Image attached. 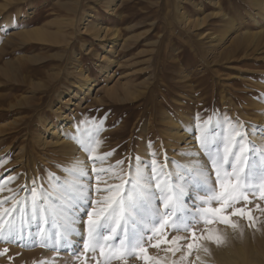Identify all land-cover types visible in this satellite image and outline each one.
<instances>
[{"label": "rangeland", "instance_id": "rangeland-1", "mask_svg": "<svg viewBox=\"0 0 264 264\" xmlns=\"http://www.w3.org/2000/svg\"><path fill=\"white\" fill-rule=\"evenodd\" d=\"M8 1L0 0V182L16 177L8 187L18 190L19 196H29L33 186L47 187L51 174L62 181L66 175L62 167H70L75 159L91 170L88 153L69 138L76 134L78 125L82 130L90 128L86 121L103 120L99 152L114 150L103 166L123 160L117 171H127L136 157L150 162L153 153L158 162L167 160L177 173L181 172L180 166L191 167L195 159L205 158L197 139L198 125L209 118L213 124L228 117L245 126L264 127L259 117L264 110V0H114L113 6L108 0ZM73 1H79L83 12L94 14L95 24L115 29L127 42L122 49L117 47L115 53L107 54L113 63L102 62L94 55L103 54L108 45L102 46L89 33L78 34L68 45L24 40L19 35L32 28L59 32L60 22L70 15V6L64 4L71 5ZM106 3L118 13L110 8L107 12ZM176 8H182V13ZM54 17L60 20L56 22ZM63 29V34L71 30L67 26ZM215 34L218 36L211 37ZM232 39L236 49L225 52ZM216 40L218 45L214 47L211 44ZM77 67L96 80L97 87L88 96L76 97L69 89L64 90L71 86ZM59 91H64L62 100L57 97ZM17 100L19 105L11 108L9 104ZM57 106L67 115L60 124L63 126H59L64 141L42 146L37 140L49 134L45 125H58ZM177 126L181 131L172 137L170 132ZM257 135L260 133L249 139L259 145ZM6 194L9 195L7 191L3 193ZM191 195L193 199L186 197V202L194 210L203 192L193 190ZM255 203L264 207V201L255 199L248 207L254 208ZM252 214L255 227L246 217L233 218L238 222L236 230L223 224L212 226L224 240L219 246L202 241L209 249L207 253L203 251L207 255L205 264H218L230 251H243L247 259L264 263V214L258 210ZM79 226L86 238V225ZM4 249L8 251L0 255V264H39L42 260L46 264H82L83 260L77 259L68 246L57 245L56 250L41 247L38 238L36 246L0 242V252ZM79 249L83 253L82 243ZM149 253L158 254L154 248H149ZM180 255L177 253L175 258ZM195 255L194 252L189 262L181 264H190ZM88 264L95 262L89 259ZM129 264L141 262L130 260Z\"/></svg>", "mask_w": 264, "mask_h": 264}, {"label": "snow or ice", "instance_id": "snow-or-ice-1", "mask_svg": "<svg viewBox=\"0 0 264 264\" xmlns=\"http://www.w3.org/2000/svg\"><path fill=\"white\" fill-rule=\"evenodd\" d=\"M85 123L90 128L82 130L78 125L76 134L69 138L88 153L90 171L83 161L75 159L70 167H62L66 173L62 181L51 174L47 187L33 186L26 197L8 187L16 177L0 182V242L36 246L38 238L41 247L56 250L57 245L68 246L77 259L83 257L82 264H88L89 259L101 264V258L103 264H129L130 260L141 264H181L189 262L194 252L209 251L202 241L217 246L223 242L224 237L213 225L223 224L236 230L238 222L233 218L246 217L255 227L253 211L264 214L260 203L248 207L254 199L264 201V144L257 145L249 139L257 132L264 136V127L245 126L228 117L213 124L209 118L198 125L197 139L204 161L196 160L191 167L180 166L181 172L177 173L167 160L158 162L155 153L150 162L136 157L127 171H117L123 160L104 167L114 150L99 152L103 120ZM193 190L203 195L190 210L186 197ZM5 191L9 195L4 196ZM81 224L86 225V238L78 226ZM74 236L80 240L73 241ZM149 248L158 254H150ZM7 251L4 249L0 255ZM97 252L99 256L95 255ZM87 253L93 255L89 257ZM177 253H181L178 259ZM197 262L205 264L198 254L190 264Z\"/></svg>", "mask_w": 264, "mask_h": 264}, {"label": "bare ground", "instance_id": "bare-ground-1", "mask_svg": "<svg viewBox=\"0 0 264 264\" xmlns=\"http://www.w3.org/2000/svg\"><path fill=\"white\" fill-rule=\"evenodd\" d=\"M8 1V0H7ZM112 4V6L114 5V0H108L107 3ZM177 1V0H176ZM258 0H256L257 2ZM260 1V0H259ZM9 2V1H8ZM61 2V1H60ZM168 2V1H167ZM105 3V2H104ZM106 3V4H107ZM218 3V2H217ZM254 3V2H253ZM259 3V2H258ZM58 4V3H57ZM71 4V3H70ZM111 4H107L106 9L112 7ZM175 4V3H174ZM61 5V3L59 4ZM63 6V5H62ZM64 6H70L69 7V13L70 15L66 18H64V20L62 22H60L58 28H59V32H55L54 33H47L43 30H41L40 28H32L29 30H23L21 32H19L21 36H23L24 40L29 39V38H33L34 40H41L42 41H50L53 43H62L64 45H68L71 42V39L73 37H77L78 34L80 33H89L94 39L95 41H98L100 43H102L103 45H108L104 48V53L103 54H99L97 55L96 53L94 55L98 56V58L102 61V62H106V63H113V58L107 56L108 53H115L117 51V47H119V49H122L127 42L125 40H122V38H120V35H118L116 33V30H106L101 28L100 26H98L99 24L93 21V17L94 14L91 11H86L83 12L81 8H79V1L75 2L73 1L71 5L68 4H64ZM89 7V6H88ZM180 7V6H178ZM261 7V6H260ZM2 8V7H1ZM91 8V7H90ZM89 8V9H90ZM263 8H264V3H263ZM113 13L117 14V10H113V8H110ZM182 8H176L175 10H177V12H181ZM83 12L82 14H79L78 12ZM107 11V10H106ZM111 11V12H112ZM67 11H65L66 13ZM109 12V9L108 11ZM175 12V11H174ZM176 12V14H178ZM78 13V15H77ZM182 13V12H181ZM222 13V12H221ZM74 14V15H73ZM180 14V13H179ZM178 14V15H179ZM68 15V14H67ZM66 15V16H67ZM185 16V15H184ZM224 16V15H222ZM60 18V17H59ZM57 17H54V19L56 20V22H58L60 19ZM186 18V17H184ZM181 21V20H180ZM179 21V22H180ZM54 23V22H53ZM183 23V22H182ZM65 24L68 28H70L71 30L67 33V34H63L62 31L64 30L63 28L66 26H63ZM199 24V23H198ZM53 25V24H52ZM54 26V25H53ZM57 27V26H56ZM57 28V29H58ZM55 29V28H54ZM63 29V30H62ZM62 30V31H61ZM52 32V31H51ZM119 33V32H118ZM239 33V32H238ZM213 34V33H212ZM236 34V33H235ZM264 34V33H263ZM203 36V34H201ZM210 35V34H209ZM218 35H214L211 37H216ZM210 37V38H211ZM200 38V36H199ZM234 38V37H233ZM32 39V40H33ZM126 39V38H125ZM128 39V38H127ZM208 39V38H207ZM212 39V38H211ZM216 39V38H215ZM221 40V39H220ZM219 40V41H220ZM206 41V40H205ZM217 41V40H216ZM211 45H213L214 47H216L218 45V41ZM59 44V45H60ZM223 45V44H222ZM61 46V45H60ZM223 47V46H222ZM227 48H224V51L226 52V50H233L236 49L237 45L234 39H232L230 41V43L225 46ZM64 48V47H63ZM217 49V48H216ZM221 49V47H220ZM219 49V50H220ZM64 50V49H62ZM91 49H88V52ZM263 50V49H262ZM94 52V51H93ZM220 52V51H219ZM218 52V53H219ZM223 53V52H222ZM89 54V53H88ZM220 54V53H219ZM60 55V54H59ZM222 56V54H221ZM61 56L58 57V59H60ZM243 57V56H242ZM26 58V57H25ZM220 58V57H219ZM227 59H229L227 57ZM9 62V61H8ZM26 65V64H25ZM72 68H74L72 66ZM57 69V68H56ZM64 69V68H62ZM71 69V68H70ZM64 71V70H63ZM67 71V70H66ZM60 72H58V74L56 73V75H60ZM75 72V78L71 83V86L68 87L67 89H64L65 91H67L69 89L70 92H73L74 95L76 97H80L84 94V96H88L90 95L95 89H96V80L93 79L91 76L87 75L81 68L77 67L74 70ZM47 73V72H46ZM49 73V72H48ZM55 74V72H53ZM108 73L110 74V71H108ZM107 73V74H108ZM52 75V74H51ZM50 75V76H51ZM55 77V76H53ZM52 77V78H53ZM27 79V78H26ZM37 82V81H36ZM33 86V85H32ZM58 99L62 100L64 97V91H59L58 92ZM17 99V98H16ZM73 99V98H72ZM72 101V100H71ZM70 99L67 100V102H70ZM4 104V103H3ZM11 108L15 107V105H19V101H15L14 103L11 102V104H9ZM55 112L58 115V125H54L53 122H49L45 125L46 131L49 133L47 134V136H42L41 138H39L37 141L40 145H46L48 143H58L60 144L61 142L64 141V137L63 135L60 133L59 130V126L62 127L63 125H60L61 123H63L66 118V112H63L60 108V106H57L55 109ZM260 122L264 125V110H262L260 112ZM6 128V127H5ZM6 131V130H5ZM181 129L180 127H175L171 130V136L174 137L176 136L178 133H180ZM182 134V133H181ZM184 135V134H183ZM255 140L256 142L258 141V144H264V136L257 135L255 136ZM172 139V138H171ZM55 145V144H54ZM39 146V145H38ZM41 146V147H42ZM22 149H19L18 151H20ZM17 151V152H18ZM195 159V158H194ZM205 159V158H204ZM204 159H200V161H204ZM198 159H195L194 161H196ZM187 164H190V161H186ZM210 167V166H209ZM7 195V194H6ZM194 195L188 196V199H193ZM79 226V225H78ZM81 228V226H79ZM73 241H79L80 237L79 236H74L71 237ZM241 250V249H240ZM199 255L201 257V259L205 262L207 260V255L204 254V252L201 250L199 253H196V255ZM245 253H243V251H230L229 254L227 255H223L220 259H219V263L218 264H261V262L257 261V259L253 260V259H247V257L244 255ZM258 256V255H257ZM255 258V257H254ZM261 260V259H260ZM264 264V263H263Z\"/></svg>", "mask_w": 264, "mask_h": 264}]
</instances>
